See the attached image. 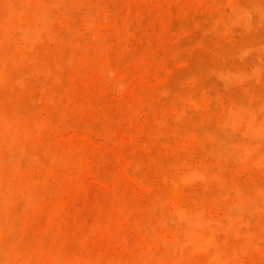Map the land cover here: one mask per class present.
<instances>
[{
	"label": "bare ground",
	"instance_id": "obj_1",
	"mask_svg": "<svg viewBox=\"0 0 264 264\" xmlns=\"http://www.w3.org/2000/svg\"><path fill=\"white\" fill-rule=\"evenodd\" d=\"M64 1L66 2V0H0V262L5 264L7 260H13L15 264L240 263L242 256L243 258L245 256V253L241 254L252 243H247L249 238L243 239L246 234V237L250 236L247 231L246 234L239 232L241 237L237 232L241 227H245L246 230L249 227L248 221L251 217L254 218L251 216L254 213L253 209H256L253 202L260 200L261 203L257 204H264V186L259 184L253 190V197L249 194L250 197L246 196L244 199L240 196L242 190L238 191L236 188V191L234 186L235 192L229 194L232 191L229 186L232 184L228 185L225 192V184L217 181L218 178H222L218 174L223 172L240 174L243 171L252 175L258 171L264 172V39L252 41L242 38L245 33H250L251 29L253 32L256 31L253 30L258 26L256 21L264 15V0L222 1L224 7L226 4L229 7L230 14L229 12L225 14L229 15L220 18L213 30L211 28L210 41L216 45L211 49L214 47L215 49L207 47L208 50L198 65L191 68L187 66L184 72L180 74L176 72L159 82L164 85L165 90L156 92H162L169 97L170 106L167 107L170 109L166 111L169 112L165 116H158L156 120L153 118L156 112H153L154 116L151 114L154 122L150 123H153L155 132L154 136L151 135L153 157L141 171L142 166L137 167L140 165L136 164V167L140 168L137 174L128 175L123 172L135 200L130 207L113 213L112 218L115 219L112 221L113 224H117L116 228L122 222L136 236L135 244L132 242L133 246L129 243L131 240L127 241L128 243L125 240L119 241L117 250L112 255L98 258L97 255L94 259L83 257L82 261L75 263L58 255L59 251L57 253L52 252L54 249L51 252L47 251L44 245L42 249L34 250L33 246L22 247L14 240L13 237H17L14 236L16 234L14 230L20 228V224L16 227L17 221L23 224L29 220V224L32 221L38 222L34 220L37 216H33L36 212L40 210L41 215L47 216L43 214L46 210L41 209L42 204L47 205L49 201L48 203L45 201L51 197L56 200L61 196L62 192L58 190L54 192L57 194L54 197L50 191L52 196L46 195L48 190L45 191V188L48 186L46 187L45 183L60 175L70 177L81 170L77 164L72 168L67 167L63 159L55 158L53 155L54 149L62 147L64 149L65 144L68 148L71 145L69 143H72L71 136L65 130H59L56 109L63 103L65 81L69 79L73 49L78 51L85 48L84 52L88 51L92 55L102 54L99 66L102 67L104 84L99 94L100 100L106 99L110 91L122 86L116 81L122 76L123 69L114 63L109 50L107 53L110 55L104 53L107 47H104V41L93 26L92 17L88 15L91 18L81 24L77 21L72 22V19L75 20L72 9L76 8L78 2L68 10L66 7H71L70 4L74 0H70V4ZM218 13L221 17V12ZM73 24L79 27L83 24V32L71 29ZM69 30H72L71 33L75 31L77 35L69 37L71 35ZM125 32L123 37L127 45L128 41L131 42L130 39L135 38V31L130 28ZM179 63H183L184 66V62ZM241 82H246L241 92L229 90V86ZM232 83L234 84L231 85ZM211 127L220 128L219 131L217 129L211 131L216 130L217 134L220 132L219 135L222 137L228 133L224 132L227 129L232 130L236 137L240 135L239 140L242 137L236 148L234 146L237 142L235 144L233 141L230 142L233 144L230 147H234L233 151L231 150L233 153L228 150L229 139L228 142L225 140L228 143V147L224 145L228 148L226 151L222 149L224 146L220 143L222 137L215 134L217 139L211 138L214 136V133L210 134L212 132L208 131ZM147 137H150L149 134ZM75 139L78 140L79 137L76 136ZM84 141L91 143L89 139ZM226 142L223 143L227 145ZM60 151L61 149L58 153L62 154ZM78 160L81 161L80 157H77ZM211 180H214L213 182L217 180L215 190L210 189V185L213 186ZM224 181L228 183V178ZM129 200L130 196L127 203ZM261 209H264V206ZM261 209L258 206L255 210V212L259 210L256 217L258 221L260 219L258 216L264 214H260ZM212 213L214 215L221 213L222 216L220 214L221 218L214 217ZM32 216L34 219L31 220ZM248 216H251L249 220ZM255 219L252 223L257 225ZM11 221L15 222L14 225H11ZM253 233L264 238V223L258 225ZM230 234L234 241L237 235L236 238H242V242L247 241L232 243ZM34 246L36 247V244ZM257 247L252 245L249 250L260 249V246ZM249 250L245 251L251 254ZM260 255L261 253L255 256L259 264L264 261Z\"/></svg>",
	"mask_w": 264,
	"mask_h": 264
},
{
	"label": "rangeland",
	"instance_id": "obj_2",
	"mask_svg": "<svg viewBox=\"0 0 264 264\" xmlns=\"http://www.w3.org/2000/svg\"><path fill=\"white\" fill-rule=\"evenodd\" d=\"M89 1L90 0H74L72 4H70L71 1L66 0L71 7L67 4L64 5L69 6H65L69 10L78 2L75 6L76 8L72 9V14L74 13L72 16L75 19H72V22L77 21L81 24L83 21H88L92 17L93 26L98 30V35L104 41V47H107L104 53L107 55L111 53L110 56L114 63L123 69L122 76L116 81V83H120L122 86L110 91V95L107 98L105 97L106 99L103 98L100 100L99 94L104 84V79L101 74L102 67L99 66L102 54L92 55L88 51L84 52L85 48H80L78 51L73 49L74 53L72 52L71 54L74 56L71 55V59L69 58L71 67L68 73L69 79L67 78L68 80L65 81L66 86L64 87L65 95L63 94V103L56 109V115L58 117L56 118L60 123L59 130H65L67 134L71 136L72 143H69L71 145H69L70 147L68 148H66L67 145L65 144V150L63 147H59L61 149L60 152H63L62 154L58 153L60 149H54L53 155L55 158L59 157L63 159L64 165L67 167L70 166V168H72L77 164L81 170L70 177L60 175L54 180H49L47 184L45 183V186H48H46L48 189L45 188V191L48 190V192L46 191L45 193L46 195L48 194L50 197V192H52L54 197L57 195L54 192L58 190L62 192L61 196H58L59 198L57 197L56 200H53L51 197L49 200L45 201L47 203L49 201L47 205L46 203L42 204L41 209L43 211L46 210L43 214H47V216L41 215L42 212L40 213L39 210V212H36L37 214L35 213L33 215L34 217L37 216L36 219H34L33 216L31 218V220L34 219L38 221H34L35 223H33V221L30 222L32 226L29 224L30 220L25 224L17 221V226H15L18 227V224H20V228L18 227L14 230L16 233L14 236L17 237H13L22 247L30 246L32 248L33 246L34 248L32 249L39 250L42 249L44 245L47 251L51 252L52 249H54L52 251L53 253L59 251L58 255L73 262L82 261L87 257L94 259L97 255V258L102 256L108 257L116 252L117 245L120 243L119 241L125 240L129 242L131 240L129 243L132 244V242H134L133 244H135L136 236L129 231L127 225L120 222L121 224H118L119 227L116 228L117 224H113L115 219L112 218L114 216L113 213H117V210L119 212L127 206L130 207L135 200L134 193L131 191L127 180L124 178V173L128 175H133V173L137 174L146 167L153 157V145H151L153 142L151 135L154 136L155 132L153 130V123H150V121L154 122L153 118L156 120L169 112H166L170 109L167 107L170 106L169 97L162 92H156L157 90L163 92L165 90L164 85L159 82H162V79H168L169 76L176 72H179L177 74L184 72V68L187 66L191 68L195 67L196 64L198 65L203 60L208 48L211 49L213 46H216L210 41L211 28L213 30L216 21H220V18L227 17L230 14L227 4L224 7V2H222L224 0ZM226 1L227 0H225V2ZM218 12H221V17ZM228 12L229 14L225 15ZM262 16L257 19L259 22L256 21V25L258 26L253 28V30L256 31L253 32L251 29L249 31L250 33H245V36H242V38L244 37L252 41L264 39V21H262L264 17ZM84 18L85 20H82ZM213 20H215L214 23ZM76 24H73L71 29L79 33L83 32V24L80 27L77 26L79 24ZM130 28L134 29L135 38L130 39L131 42L128 41V46V44H125L123 35L124 32ZM205 29L208 31L207 33H204L206 32ZM70 31L72 30L68 32ZM75 31H73L74 34L70 32L71 35L69 37L72 35L74 36L76 34ZM213 49H215V47ZM108 50L110 52H108L109 54L107 53ZM180 61L184 62L185 67L183 63H179ZM156 78H160L161 80L155 81ZM241 84L243 85L240 86ZM241 84H234L235 86L233 85L232 87L229 86V90L236 93H238L237 91L241 92V88L246 85V82H241ZM236 87H238V89ZM96 104L97 106H95ZM153 112H156L157 115L154 114L155 117L152 118ZM141 118L142 120H140ZM146 118L149 120H146ZM145 129L147 131H145ZM214 129L217 128L211 127L208 129V131L212 132H209L210 134L214 133V136L212 135L211 138L217 139V136L221 138L222 136L219 135L221 133L219 132V134H217L220 128L217 129L218 131H211ZM227 131L228 133L223 136L225 138L222 137L221 142L220 140L217 141L227 147L229 143L230 145L228 148L230 149L225 148V146L222 148V145L218 144L222 149H226V151L229 150L230 152L232 148H236V145L242 140V137L239 140L238 137H240V135L236 137V135H233L232 130H224L225 133ZM230 131L232 134H229ZM148 134L150 137H147ZM215 134L217 136H215ZM76 136L79 137L78 140L75 139ZM85 139H89L91 143L84 141ZM226 139L227 142L228 139L230 141L227 143L225 141ZM231 141H233V144L237 142L234 147H230L232 144L230 143ZM137 142H144L142 144L145 147ZM223 142H226L227 145ZM146 149L148 150L146 151ZM66 151L70 152L67 153ZM222 153L225 152L222 151ZM77 157H80L81 161H77ZM148 158L149 160H146ZM168 158L170 157L168 156ZM139 161L143 164L141 165ZM126 163L129 164L126 165ZM138 163L140 166L137 167L142 166L141 169L139 168L140 171L136 167ZM134 167L135 170H133ZM131 171L132 173H130ZM258 172L260 173V171ZM258 172L253 175L243 171H241L240 174H231L229 172L227 174V172H225L226 175L223 172L222 174H218L222 178H218V181H216L225 184V192L228 190V185L232 184L233 187L231 185L229 186L232 190L229 194L235 192L234 186L235 190L236 188L238 191L242 190L240 193L243 195L240 194V196H243L242 198L245 199L246 196V198L250 197L249 194L253 197V190L259 186V184L260 186H264V184H262L264 183V178H262L264 177V175H262L264 172L260 174ZM244 173L245 175H243ZM241 174L242 176H240ZM223 178L225 180L228 178V183L224 181ZM213 181L214 180H211L210 182ZM216 181L213 182V186L210 185L211 183H208L211 190H215ZM252 182H254V184ZM250 184L251 186H249ZM245 188H248L249 190H247L249 192H247ZM129 193L131 195H129ZM129 196L130 200L129 203H127ZM257 202L258 201H254L253 203L257 206L255 204V206H253L256 209L259 206V209H261L264 204L258 205ZM256 209H253V212L256 214H251L254 218L248 216V220L251 217L248 221L249 227L247 226L248 228L246 230L245 227H241L239 231L236 232L240 235L239 232L241 234H246L247 231L250 236L246 237V234V236H243V239L246 238L248 240L249 238L247 243H252V245L256 247L258 241V247L260 246V249L257 248L260 251L257 249L256 252L253 249V253L251 249L249 250V248H252V245L250 246L246 243V245H248L247 249L251 254L246 253L248 250L245 249L246 251L244 250L241 255L245 253L246 257L244 256L243 258L242 256L241 258V255L239 257V259L241 258L239 261L241 264H259V260H257L255 256L260 253V257L264 258V256H262L264 255L262 254L264 253V238L253 233L258 225L264 223V214L258 216L260 217L258 221L256 217L259 214V210L255 212ZM38 213L41 219H39ZM261 213H264V209L260 210V214ZM220 214H213V216L219 218ZM137 215L138 214L135 216L137 217ZM247 215H249V213ZM254 219L257 225H255L256 223L253 224ZM14 223L15 222L11 221V225H14ZM231 234H233V232ZM231 234L232 243L239 244L247 241L244 240V242H242V238H236L238 236L237 234L234 241ZM241 236L242 235H240V237ZM132 239L135 241H132ZM33 240L34 243L32 244ZM35 244L36 247L34 246ZM242 259H244V261ZM8 261L9 260H7L6 263ZM262 262H260V264H264ZM10 263L15 264V261L13 262V260H10L9 264ZM0 264H3V262H0Z\"/></svg>",
	"mask_w": 264,
	"mask_h": 264
}]
</instances>
